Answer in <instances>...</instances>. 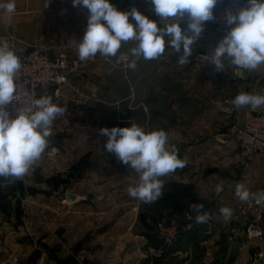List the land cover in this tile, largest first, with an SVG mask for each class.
<instances>
[{
    "label": "crops",
    "instance_id": "1",
    "mask_svg": "<svg viewBox=\"0 0 264 264\" xmlns=\"http://www.w3.org/2000/svg\"><path fill=\"white\" fill-rule=\"evenodd\" d=\"M15 2L14 14L0 10V38L18 49L27 51L31 46H38L50 56L65 54L71 63L80 64L70 84L55 101L66 108L53 122L50 140L56 139L57 143L54 148L45 150L26 175L25 188L32 202L38 205L34 210H38L40 219L47 224L56 221L50 230L47 225L39 227V236L46 238L41 244L45 248L41 250V263H48L45 258L49 250H55L56 264H191L195 263L193 246L196 245L203 252L200 264H223L231 243L227 231L238 224L234 214L236 204L232 202L228 204L232 210L230 220L225 221L221 214L211 217L208 233L192 245L188 254H178L160 262L152 253L163 254L164 244L158 240L156 231L159 223L184 224L185 214L177 211V204H190L192 210L195 205L203 204V152L207 154L214 145L211 140L203 146V105H217L226 98L224 92L221 94L217 78L230 79L232 87L235 68L218 73L212 64L209 65L204 73L214 77L219 87L217 97L210 98L204 93L209 85L208 78L203 79V72H198L195 64L200 52L195 51L196 46H193L190 62L183 66L178 63L180 54L167 45L158 59L137 58L135 69H123L122 62L116 64L113 58H107L106 62L101 55L96 62H81L72 41L79 42L84 34L89 16L86 8L73 6L72 0ZM110 3L121 11L135 6L144 12V0H110ZM218 8L219 4L213 11ZM155 20L158 21L157 16ZM202 34V53L211 55V47L226 31L216 29L212 21H208ZM133 46L134 42L130 41L122 45L120 51L128 53ZM243 71L248 78L246 92L264 94V67L255 73ZM183 77L193 79L192 84L177 82ZM149 79L154 80L152 94L151 89L147 91L144 86ZM257 111L264 112V109ZM243 115V111L239 112L237 119ZM131 123L146 131L165 130L170 145L178 150V158L186 162L184 168L160 178L164 182V196L151 204L129 196L127 189L139 183L138 174L119 162L115 154L105 151L107 138L98 134L100 128L129 127ZM224 138L218 135L216 142L223 143ZM226 143H230L229 139ZM235 146L237 151V144ZM221 149L224 151L225 147ZM43 167L50 171L55 169L56 176L46 177ZM13 181H6L13 195H1L0 186V211L9 212L1 214L9 223H13L15 211L21 206V202L15 200ZM44 185L51 191L43 190ZM20 188L26 193L24 186ZM55 192L54 198L51 194ZM41 193L50 195L44 200L42 197L34 200ZM69 195L77 199L72 201ZM229 195L221 197V204L227 202ZM29 221L34 227L32 216ZM4 226L5 223L0 226V233H5ZM7 232L9 237V230ZM250 254L248 243H241L235 264H247Z\"/></svg>",
    "mask_w": 264,
    "mask_h": 264
},
{
    "label": "clouds",
    "instance_id": "2",
    "mask_svg": "<svg viewBox=\"0 0 264 264\" xmlns=\"http://www.w3.org/2000/svg\"><path fill=\"white\" fill-rule=\"evenodd\" d=\"M219 2L144 0L150 5L148 11L159 17L156 21L135 6L121 11L110 0H72L73 6L89 11L83 36L72 44L81 62L97 54L113 58L116 64L131 57L130 69L136 68L137 58L158 59L167 44L180 54L178 63L183 66L190 62L205 23L214 20L213 10ZM0 10L14 14L15 0H0ZM182 22L186 27H181ZM224 23L226 34L211 47L209 62L213 70L219 73L235 68L255 73L264 67V0H247L244 7L235 11L226 9ZM130 41L134 46L128 53L121 52L122 45ZM19 51L0 38V178L5 181L22 180L41 159L50 145L53 122L66 111L48 95L35 99L29 106H15L24 91V85L17 80L22 69ZM232 104L235 109H264V94L240 92ZM9 105L14 106V111H9ZM130 125L103 127L98 134L107 138L104 150L115 154L119 162L138 174L139 183L127 189L129 196L151 204L164 196V182L160 178L184 168L186 162L178 158V150L170 145L165 130L146 131L135 123ZM223 190L222 184L215 188L217 195ZM235 195L241 202L253 199L256 204L264 203V191L250 192L243 183L236 185ZM193 211L197 223L205 224L211 219L203 204L195 205ZM220 213L225 221L232 216L228 207H222Z\"/></svg>",
    "mask_w": 264,
    "mask_h": 264
},
{
    "label": "rangeland",
    "instance_id": "3",
    "mask_svg": "<svg viewBox=\"0 0 264 264\" xmlns=\"http://www.w3.org/2000/svg\"><path fill=\"white\" fill-rule=\"evenodd\" d=\"M130 1V0H129ZM150 5L144 4V14L149 17V19L155 20V14L148 11ZM215 12V11H214ZM159 20V17H158ZM181 23V27L182 24ZM186 24V23H185ZM215 27V26H214ZM216 29L220 30L219 28L215 27ZM222 31V30H220ZM201 43V44H200ZM167 45V44H166ZM195 51H200L196 55V61L195 64H197V58L200 54H203V34L197 41V44ZM88 63V60L86 61ZM211 63H209L210 65ZM203 69L198 66L197 71L203 72V79L208 78L209 85H206L207 88L204 90V93H206L207 97L215 98L217 97V83L216 80H214V77H207L205 75V71L208 70V67ZM78 69L80 68V64L78 63ZM195 68V67H194ZM76 71V72H77ZM195 71V72H197ZM234 70L232 71L231 76V84L232 87L229 85L230 79L227 81V79L222 78L219 76L217 79L219 80V86L222 87L221 94H225V99L221 102H219L217 105L211 104V106H205L203 105V146H206L207 141H213L214 145L210 148L209 152L206 154V151L203 152V205H204V211H207L211 214V217L216 216L220 213V206H225L231 209V206L229 203L236 204V207H234V214H243V210L241 208L242 203H240V200L235 195V188L238 183H243L250 192L256 193L260 191H264V162L261 160H251L249 162H246L245 164H241L240 162H237L235 160V154H236V146L235 141L232 138L231 135V126L234 124L233 118L235 115H229L226 113V109L230 106H232V100L238 93L239 88V82L234 77L233 74ZM245 74V72H244ZM246 76V74H245ZM247 76H246V82L244 84L245 92H246V86H247ZM189 80V81H188ZM193 79L183 77L179 78L177 82H180V84H192ZM154 80L149 79L144 82V86L146 87L147 91H150L152 94V83ZM195 84L190 86L191 88L194 87ZM149 93V92H148ZM203 93V94H204ZM226 101L228 104H226ZM213 105V106H212ZM246 109V108H245ZM251 110L250 108H247ZM237 116V114H236ZM235 120V119H234ZM218 135H223L225 138L223 140V143L216 142V137ZM227 139H229V142H234V145L230 143H226ZM210 144V142H209ZM216 146L217 149L215 148ZM221 147H225L224 151L221 149ZM204 151V150H203ZM45 167V166H44ZM43 167V169H44ZM44 175L46 177L56 176V170H49V168L44 169ZM124 172V171H123ZM134 172V171H132ZM125 174V173H124ZM52 177V178H53ZM29 180V179H28ZM27 176H25L22 180H14L12 187L16 188L15 192V200H18L21 202V206L17 208L14 215V221L7 222L6 216H3L1 214H9L7 210L0 211V226L5 223V233H0V264H45L41 263V250L43 247H41V244L45 242L46 238L39 236V227L41 224L43 226L47 225L48 230L52 229L53 226L55 227L56 221L53 220L47 224L46 221H43L40 219V214L38 210H34L35 206H38L37 203L32 202L31 196H29V193L25 187V184H28ZM6 181L3 180V178H0V186H1V195L8 196L13 195L10 193L9 189H7ZM218 184H222L224 186V190L217 195L215 192V188ZM16 186V187H15ZM24 186V190L26 193L21 190L20 187ZM39 191L41 190L38 188ZM43 190H49L47 186L44 185ZM13 191V189H12ZM61 191V189L58 190V193ZM231 192L233 195H231ZM229 195L226 199V203L221 204V197L223 195ZM40 197L34 198V200H39L41 197L43 200L48 197L50 194L48 193H41L39 194ZM55 198L56 192L51 194ZM234 196V197H233ZM233 197V198H232ZM30 198V199H29ZM167 199V196L163 199L164 201ZM13 200V198H12ZM252 200V199H250ZM135 201V200H134ZM190 204H177L176 209L181 214H186L190 212L191 205ZM29 216H32L35 220L34 227L30 224ZM4 219H3V218ZM236 229L242 234L246 232V223L242 220V218L238 219V224L235 226ZM0 230H2V227H0ZM10 232V236L8 237V232ZM38 230V231H36ZM30 232H32V236H30ZM51 233V232H50ZM9 241V244L7 243ZM241 243H249L246 236H243L240 240H238ZM193 261L195 260V263L191 264H200L199 260L203 257V252L198 248V246H193ZM10 249V253H9ZM165 246L162 248L163 253L165 252ZM49 256L45 258V260L48 262L46 264H56L55 263V257H56V251L49 250ZM44 262V261H43Z\"/></svg>",
    "mask_w": 264,
    "mask_h": 264
},
{
    "label": "built area",
    "instance_id": "4",
    "mask_svg": "<svg viewBox=\"0 0 264 264\" xmlns=\"http://www.w3.org/2000/svg\"><path fill=\"white\" fill-rule=\"evenodd\" d=\"M246 3L247 0H220L218 3L219 8L214 12L213 25L222 31H227L228 29L224 23L225 10L235 11L240 7H244ZM10 47H14V45ZM29 48L25 51L19 47L18 54L21 57L22 69L17 74V80L24 85V91L15 102V106H29L35 99L45 95L51 96L53 103L56 104L55 101L60 98L62 89L70 84L73 74L77 71L78 63H71L65 54L50 56L38 46ZM98 57L99 54L88 61L96 62ZM209 57L210 54H200L197 58L198 66L203 69L207 68L210 63ZM130 59L129 57V59L122 62L123 69L128 67ZM105 61L107 62L108 59L105 58ZM233 74L239 82L238 93L245 92L246 76L244 71L235 69ZM226 104H228L227 101ZM8 108L9 111H14L13 105H9ZM241 111L244 112V115L238 120L236 114ZM226 113L230 116L235 115L234 124L231 126V135L237 144L235 160L241 164L254 159L264 162V112L244 108L235 109L232 105L226 109ZM240 203H242L243 214H237L236 217L237 220L242 218L246 223L247 230L241 234L236 228L229 229L227 231L228 241H238L246 236L251 249L247 264H264V228L256 227V224L264 218V203L256 204L253 199L246 202L240 201ZM195 216L196 213L191 209L190 212L185 214L183 225L175 222L171 224L159 223L156 230L157 235L162 236L166 240V244L172 245L195 224ZM162 255L157 252L152 253V257L156 260L160 259Z\"/></svg>",
    "mask_w": 264,
    "mask_h": 264
},
{
    "label": "water",
    "instance_id": "5",
    "mask_svg": "<svg viewBox=\"0 0 264 264\" xmlns=\"http://www.w3.org/2000/svg\"><path fill=\"white\" fill-rule=\"evenodd\" d=\"M57 143L56 139L50 140V145L47 150L52 149L55 147ZM70 200H76L77 197L73 195H69ZM209 222L205 224H200L195 222V224L189 228L186 232H184L180 239L172 244H166V240L157 235L158 240L165 245V252L160 258V262H166L171 257L178 255V254H188L191 250L193 244L198 243L202 240L204 235L209 231ZM256 227L264 228V218L261 222L256 224ZM241 249V243L239 241L231 242L228 248V254L226 259L223 261V264H235L239 258Z\"/></svg>",
    "mask_w": 264,
    "mask_h": 264
}]
</instances>
